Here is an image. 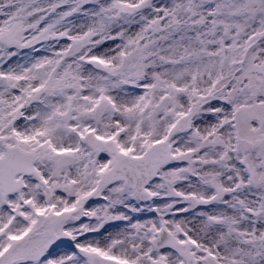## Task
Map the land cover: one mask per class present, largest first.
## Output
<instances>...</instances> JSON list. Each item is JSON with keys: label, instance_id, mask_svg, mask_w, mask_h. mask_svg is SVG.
Listing matches in <instances>:
<instances>
[{"label": "snow or ice", "instance_id": "snow-or-ice-1", "mask_svg": "<svg viewBox=\"0 0 264 264\" xmlns=\"http://www.w3.org/2000/svg\"><path fill=\"white\" fill-rule=\"evenodd\" d=\"M0 264H264V0H0Z\"/></svg>", "mask_w": 264, "mask_h": 264}]
</instances>
